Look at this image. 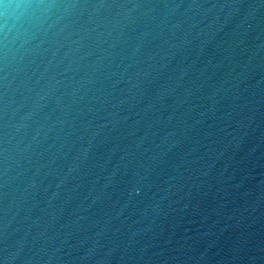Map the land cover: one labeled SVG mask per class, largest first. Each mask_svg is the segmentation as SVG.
Wrapping results in <instances>:
<instances>
[{
    "label": "water",
    "instance_id": "95a60500",
    "mask_svg": "<svg viewBox=\"0 0 264 264\" xmlns=\"http://www.w3.org/2000/svg\"><path fill=\"white\" fill-rule=\"evenodd\" d=\"M0 264H264V0H0Z\"/></svg>",
    "mask_w": 264,
    "mask_h": 264
}]
</instances>
